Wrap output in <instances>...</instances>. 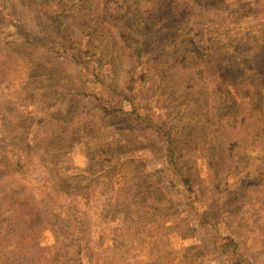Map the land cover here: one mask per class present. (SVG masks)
Listing matches in <instances>:
<instances>
[{
    "label": "rangeland",
    "instance_id": "obj_1",
    "mask_svg": "<svg viewBox=\"0 0 264 264\" xmlns=\"http://www.w3.org/2000/svg\"><path fill=\"white\" fill-rule=\"evenodd\" d=\"M263 23L264 0H0V264H264ZM168 129L197 191L254 181L228 250L164 202L194 198Z\"/></svg>",
    "mask_w": 264,
    "mask_h": 264
},
{
    "label": "trees",
    "instance_id": "obj_2",
    "mask_svg": "<svg viewBox=\"0 0 264 264\" xmlns=\"http://www.w3.org/2000/svg\"><path fill=\"white\" fill-rule=\"evenodd\" d=\"M257 8H261L260 6ZM13 14V15H12ZM11 17L14 18V15H16L15 12H12ZM195 24V23H194ZM204 26V25H201ZM264 27V23L262 24ZM186 27H190V25H186ZM253 29H260L252 25ZM242 66V65H241ZM238 67V66H237ZM238 70L233 71V73L229 74V80L233 83V85L239 84L244 86V94H246L249 98L250 103L255 104L253 101V97L251 94L250 89L248 86V81L246 78H242L238 73ZM126 100L129 101V104H132V99L130 94H126ZM130 112V109L127 111ZM169 135L171 136V129H168ZM261 130H259V134H261ZM157 133H161L160 131H157ZM169 143L167 144L168 147V154L171 165L175 166L180 174L181 180L184 182V186H186V192H192L194 198H189L187 195L185 197H175L165 199L164 202L168 203L167 208H173L176 209V213L181 211H189V212H196L199 214L200 218L204 222V228L208 229V233L211 234L221 245L222 250H228L230 245H228L225 242V239L227 236L230 235V230H236L235 226H231L228 223H224V220L228 221L230 218V215L225 213L229 212L231 210L237 209L240 206L234 205L236 201H243L249 200L251 198V194L253 193V186L254 181L244 182L241 176L238 173H234L232 183L237 184L236 187H226L223 188L221 185L224 183L221 180L222 172L221 171H212L214 169L213 167V156L212 153L214 150H209V161L208 165L210 167V173L211 179L209 180L208 185L205 187L200 186L197 191V184L198 181L196 178H192L190 175L185 174L184 171L180 170L178 167V162L180 160L179 156V150L182 148H178V146L175 144L177 141L176 138L173 136L169 137L168 139ZM177 147H176V146ZM139 148V147H138ZM135 148L136 153L141 149ZM215 170V169H214ZM213 175L215 176L213 179ZM196 184V186L194 185ZM153 190V194L156 196V202L154 203L153 207L155 208V213L160 211V209L165 208L164 202L160 200V198L163 197V193L161 189L157 186V184H153L150 186ZM164 190V189H163ZM225 194V195H224ZM220 222H223L224 229L220 225Z\"/></svg>",
    "mask_w": 264,
    "mask_h": 264
}]
</instances>
